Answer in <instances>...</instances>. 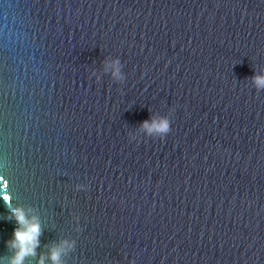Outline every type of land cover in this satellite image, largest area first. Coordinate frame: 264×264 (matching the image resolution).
<instances>
[{"label": "water", "instance_id": "95a60500", "mask_svg": "<svg viewBox=\"0 0 264 264\" xmlns=\"http://www.w3.org/2000/svg\"><path fill=\"white\" fill-rule=\"evenodd\" d=\"M257 77L264 0H0V264H264Z\"/></svg>", "mask_w": 264, "mask_h": 264}, {"label": "clouds", "instance_id": "9594fccd", "mask_svg": "<svg viewBox=\"0 0 264 264\" xmlns=\"http://www.w3.org/2000/svg\"><path fill=\"white\" fill-rule=\"evenodd\" d=\"M258 83L264 82L261 81L259 77L255 78ZM147 124V122H145ZM157 127L164 130L166 128V125L164 123H160ZM17 220L23 224L25 223L23 215H21L19 212L16 213ZM14 236L21 241L22 245L24 241L30 242V244L35 245L38 243V236H39V224L38 221H34L30 226L27 227L26 232H21L19 229L14 231ZM23 251L31 252L32 248L24 249L21 252V255H23ZM53 260H57V257L53 255Z\"/></svg>", "mask_w": 264, "mask_h": 264}]
</instances>
